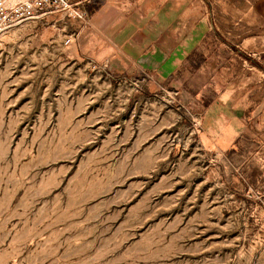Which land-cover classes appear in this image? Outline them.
Instances as JSON below:
<instances>
[{"label": "rangeland", "instance_id": "374dc122", "mask_svg": "<svg viewBox=\"0 0 264 264\" xmlns=\"http://www.w3.org/2000/svg\"><path fill=\"white\" fill-rule=\"evenodd\" d=\"M82 5L0 36V264H264L262 0Z\"/></svg>", "mask_w": 264, "mask_h": 264}, {"label": "built area", "instance_id": "2783aa9c", "mask_svg": "<svg viewBox=\"0 0 264 264\" xmlns=\"http://www.w3.org/2000/svg\"><path fill=\"white\" fill-rule=\"evenodd\" d=\"M84 0H0V36L11 24L33 19L48 12H62L80 23L90 24Z\"/></svg>", "mask_w": 264, "mask_h": 264}, {"label": "crops", "instance_id": "0c3cea01", "mask_svg": "<svg viewBox=\"0 0 264 264\" xmlns=\"http://www.w3.org/2000/svg\"><path fill=\"white\" fill-rule=\"evenodd\" d=\"M262 4H263V8H264V0H262ZM263 17H264V9H263Z\"/></svg>", "mask_w": 264, "mask_h": 264}]
</instances>
